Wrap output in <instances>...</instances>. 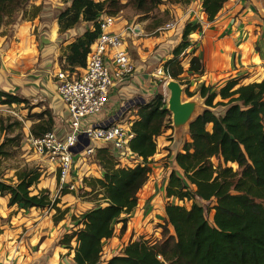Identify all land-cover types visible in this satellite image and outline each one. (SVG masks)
Instances as JSON below:
<instances>
[{"label": "trees", "instance_id": "16d2710c", "mask_svg": "<svg viewBox=\"0 0 264 264\" xmlns=\"http://www.w3.org/2000/svg\"><path fill=\"white\" fill-rule=\"evenodd\" d=\"M33 1L36 0H0V24L15 8ZM138 1L148 5L145 10L149 12L165 0ZM227 1L202 0L201 10L208 22L217 17ZM65 2L69 6L57 20L60 34L81 22L92 25L68 42L59 57L60 69L74 73L85 67L90 46L98 37V17L106 14L115 1ZM198 28L199 24L184 26L181 42L163 65L164 74L181 85V58L191 45L187 37ZM186 62L189 74H202L198 56L191 55ZM198 93L207 107L228 108L223 117L205 111L190 123L187 140L176 156L177 170H170L164 187L165 198L174 199L176 204L163 207L162 222L156 225L159 239L132 240L117 255L103 254L107 241L114 237L115 225L126 222L122 215L136 208L138 193L149 181L156 139L171 130L166 100L155 93L148 102L132 108L135 120L130 126L133 137L128 149L140 159L139 163L117 166L109 146L96 150L102 176L90 184L91 192L97 185L106 205L74 217L75 226L63 235L60 243L73 251L72 264H264V79L247 85L231 79L215 92L212 87L201 85ZM25 103V99L0 89L1 106ZM47 113L36 115L39 122L31 128L33 137L53 130L50 113L45 122L42 119ZM15 178V183L0 179V197H8L7 207L22 211L59 210V199H50L48 190L32 193L40 178L37 171H18ZM208 211L212 212L210 221Z\"/></svg>", "mask_w": 264, "mask_h": 264}, {"label": "crops", "instance_id": "0c3cea01", "mask_svg": "<svg viewBox=\"0 0 264 264\" xmlns=\"http://www.w3.org/2000/svg\"><path fill=\"white\" fill-rule=\"evenodd\" d=\"M201 2L202 0H194L188 4L177 3L173 6H165L164 10L169 13L172 18L170 21L175 25V28L172 29L173 31L162 32L163 28L161 27L145 28L144 23L133 28L127 27L129 30L125 27L126 39H124L126 40V48L135 71L131 77L127 78L121 86L116 87L112 92L111 95H115L118 91V100L112 98L109 102L108 110L103 113L102 117H97L95 120L112 117L114 120L121 118V120L134 122L133 113L135 110L132 108L137 104L148 102L153 97L156 92L155 80L157 75L155 71H158L159 68V71H162L164 63L172 58L173 49L181 42L184 26L187 23L199 24L197 20L199 17L201 29L198 28L188 35L187 39L191 45L185 51V54L188 55L185 59H189L191 55L198 56L203 66V72L202 74H189L186 71L188 69V63L186 62L183 64V75L186 79L198 81V86L212 87L215 91L231 79L239 80L240 85L259 82L264 79V0H228L212 22H208L205 14H203ZM195 6L199 8V13L194 11ZM19 27L20 24L15 29V32ZM117 28L122 27L117 26ZM54 29L56 31V39H58V28L55 27L52 28L50 37L55 36ZM131 29H133V33L130 32ZM85 30L84 26L83 28H73L66 32L64 34L65 39H63L64 46L74 38L81 36ZM27 32L28 30L25 28V33L27 34ZM169 32H172L173 35H170ZM11 50V45L6 40V36L0 35V89L13 95L26 96L23 98L30 97L34 101H36L34 97H36L38 91L44 92L47 97H52V95L56 94L59 99L55 80V86H50L47 82L43 84L44 79L41 80V78L44 77L43 74L45 72H41V77L35 78L36 74L31 73L32 69L28 70L29 67L26 66V71L20 68V72L23 71L21 74L18 73L17 69H15L17 70L16 73L13 69V72L8 71L6 73V69L2 67V60ZM17 50L18 48L13 53L15 56L13 65L22 63L25 68L26 59L18 58L15 54ZM54 63L56 67L53 71H57L60 67L56 62L55 55ZM47 73H49V77L47 76L46 78L50 79V71ZM3 81L6 86L3 85ZM18 82L28 87V89L21 86L17 89L15 85H19ZM60 106L63 105L59 104L56 107L57 111H52L53 118L54 115L64 114L62 109L65 108L61 107L60 109ZM171 132L172 130H167L156 139V153L150 159V164L154 162L160 172L163 169L162 167H164V162L166 160L172 161L173 158V152L169 150L172 143L169 140L171 139L169 137ZM187 137L188 134L185 135V142ZM91 145L95 148V151L107 146L101 143H91ZM82 151L83 149L78 153H82ZM79 158L78 155L75 156L76 162L71 173L73 179L77 174L75 168L79 167L76 164ZM134 159V163L140 162V159L135 157ZM174 169L177 170V166ZM96 174V179H99L102 176V171H98ZM167 176H160L162 178L155 182L152 174L150 175V181L138 193L136 208L128 215H122L126 222L115 225L114 237L107 241L105 251L110 248L109 245L113 243V240L117 241L121 247V250H119L122 251L129 241L135 239V233L140 234V229L145 234L151 232L152 234L159 233L156 225L162 222V210L164 207L162 199H165L164 187L166 186ZM74 183L77 189L83 188L82 190H87L85 183L82 184L75 180ZM159 187L162 189L160 190ZM38 189L39 191L41 190L40 188ZM89 189L91 192L90 186ZM95 189L97 190V188ZM46 190L51 192L50 188ZM50 195L52 196L53 193H50ZM75 196L76 194L73 195L72 192H68L60 199L63 204H68L72 201L77 202L78 198ZM158 196H160V201L157 200ZM7 199L8 197H0V264H72V256L63 257L60 251H68V255L73 251L66 249L65 246L61 245L60 241L64 234L71 231L69 228L75 226L76 220H72L73 215L78 218L90 209L86 208L88 210L85 209L81 212V204L78 201V205L72 206V209H74L72 216L65 214L62 222L54 224L52 221L53 210L31 209L22 211L15 206L7 207ZM104 205L106 204L104 203ZM82 208L81 210H83ZM71 212L72 210L69 213ZM122 225H125L123 232L121 231ZM128 228H130L129 232L127 231ZM109 251L110 249L106 251V254L109 253L110 256L119 254L114 253L115 251L110 254Z\"/></svg>", "mask_w": 264, "mask_h": 264}, {"label": "rangeland", "instance_id": "374dc122", "mask_svg": "<svg viewBox=\"0 0 264 264\" xmlns=\"http://www.w3.org/2000/svg\"><path fill=\"white\" fill-rule=\"evenodd\" d=\"M94 1H102V0H94ZM114 1L115 3L112 4V6H108L106 14L113 15L114 17H116L117 26L122 27L121 29H123L124 27L133 28L134 26H140L144 23L145 28L161 27L164 30L165 25L167 23H171L170 20L172 19L169 13L166 10H164L165 6H171V5L173 6L177 3L188 4L185 3L184 0H165L160 5H157L149 12H146L145 9L148 8V5L140 4L138 0H114ZM192 1L194 0H191L190 2ZM68 6H69V2L66 3L65 0H36L33 2H28L22 7L15 8L16 11L12 13L10 17L4 18L3 22L0 24V35L6 36V40L9 41L12 48V50L9 51L8 54H6L4 59L2 60V67L6 69V73L8 71L13 72V70L16 73L18 70V73L21 74L23 71L20 72V68H23V70L25 69L26 71V66H28L29 67L28 70L32 69V72L31 71L30 72L36 74L35 78L41 77L42 76L41 72L42 73L45 72V74H43L44 77L41 78V80L44 79L43 84H45L44 82H47L48 85L55 86L54 85L55 79L53 77L56 72L53 71V69H55L56 67L55 66L56 64L54 63V55L56 62L60 67L59 57L61 56L63 49L65 47L63 43L64 41L63 39H65V36L64 34H60L58 32L57 35L59 36L58 39H56L55 29H54L55 31L54 37H50V33L53 27L58 28L59 31V25L57 21L58 15ZM115 10L117 12L113 14ZM194 11L198 13L200 12L197 6L194 7ZM19 24L20 27L15 32V29ZM84 26L85 29H87L92 25L81 22L75 28L78 27L83 28ZM25 28L28 30L27 34L25 33ZM163 30L161 31L168 32V30L165 31ZM171 31L173 30L171 29ZM169 33L170 35H173L172 32ZM124 38L126 39V36H124ZM16 48H18L17 52L15 53L16 56H18V58L20 59L22 58H24V60L26 59L27 63H25V68L24 66H22L23 65L22 63L19 64L16 63L15 66L13 65L15 63L14 61L15 56L13 55V53ZM185 55H186L185 57L188 56L187 54ZM185 57L181 58V61L184 64L188 60V58L185 59ZM49 71H50V79L46 78L47 76L49 77V73H47ZM158 71H155L156 72L155 74L157 75L155 80L156 81L155 93L162 94L167 102L169 92L165 88V83L169 80V78L164 74L163 70L159 72ZM29 77L34 78L33 76H29ZM34 82L33 84H35ZM181 83H182L181 87L183 88V95H182L183 101H196L197 103L200 104L201 107L199 111H201V109L203 108L201 102L203 100L201 99L200 101V99L198 98V91L200 88V86H198L199 84L198 81H190L186 79L184 75H182ZM18 84L19 85H15L17 89H19L20 86L22 88L25 87V89H28V87L24 86L23 84L19 82ZM3 85L6 86V83L4 81H3ZM216 91H218V89H216ZM212 92H215V90L212 89ZM188 93H190L192 96H188ZM17 95L18 94H16V96ZM117 95H118V91L116 92L115 95H110L109 100H111L112 98H114V100L115 99L118 100ZM19 97L23 98L26 96L19 95ZM34 98L36 99V101L31 100L30 97L23 98L27 101V103L23 105H12V106L0 105V152H1L0 179L6 181L7 183H15L16 172L18 171L20 172L22 170H27V169L37 171L40 174V178L36 187L33 188L35 191L33 190L32 193L38 194L39 191L38 188H40L41 190L50 188L51 189V192H49L50 199H54V198L60 199L62 196H64L62 192L66 189L63 190L59 189V185L57 181L56 165L53 162L49 161L47 158L36 155L33 149L28 144L27 140L29 135H32L30 132L32 126L39 122L38 120H36V115L42 113L43 111H46L50 113V115L53 118L52 111L53 112L57 111L56 107H58L59 104L61 105L62 103L56 97V94L52 95V97L50 96L47 97V95L41 91H38V94ZM61 107L64 108L63 106H60L59 108L61 109ZM213 109H215L216 114H219L222 113V111H224L225 108L218 106ZM62 111H64V114L60 113L58 116L54 115L53 118L54 126L52 131H56L59 134L63 133L68 125L67 113L65 109H62ZM48 113L47 115L45 114L44 117L42 118L44 122L48 119L49 116ZM102 115L103 114L99 115L98 117H102ZM170 119H171V114H169V121L171 122ZM103 123H106V121H103ZM180 131L183 132V130ZM171 133L169 137H171ZM77 162L78 163L76 164H78L77 166H79L75 168L77 174L74 177V179H73V175L71 176L72 178L71 181L75 180L81 182L82 184L85 183L87 186V190H82L83 188L79 190L76 187V190L72 191L73 195L76 194L75 197L78 198L77 202L72 201L71 203L63 204L61 202V199L59 200V203L57 205L59 210L58 211L53 210L54 214L52 216V221L54 224H55L54 220L56 218H60V220L58 221L59 223L62 222L65 214L72 216L74 211V209H72V206H74L75 204L78 205V201H80L81 208L83 207L82 208L83 210H81L80 208L81 212H83L86 208L92 209L96 206H104L105 201L103 199L102 190H98L97 185H94L97 188L96 191L94 190L90 192L89 189V186L91 187L90 184H94V181L96 180V176H95L97 175L96 172L98 171L101 172V167L96 159V155L85 158L80 157ZM213 163L216 165L217 161L214 159ZM132 165L134 166V163ZM163 165L164 167H162L163 169L160 172V169L158 170L157 166L154 165V162L150 164L152 170L151 174L155 179V182H158V180L161 179L163 175L164 177H166L171 170V161L166 160V162H164ZM160 176L162 177L160 178ZM159 189L161 190L162 188L159 187ZM36 191L37 193H35ZM66 191L67 193L70 192L68 190ZM50 193H53V195L51 196ZM159 197L160 196L157 197L158 201H160ZM162 203L165 206L167 203L176 204V201L174 199L168 200L166 198L165 199L163 198ZM183 204L186 206L188 205L187 203H183ZM205 207L208 208L207 210L210 209L207 206ZM70 210H72L71 213H69ZM211 217H212V212L208 211L207 219L210 221ZM72 220H74V215L72 217ZM121 229H122L121 231L123 232L125 229V225H122ZM129 229L130 228H128L127 230L128 232ZM69 230H72V228L70 227ZM139 232L140 234L135 233L136 237L134 240L141 239L144 241L148 240L154 242L159 239L158 233L152 234L151 232L145 234L141 229ZM74 246L75 244L73 242L71 244V248L73 249ZM109 246H110L109 248L110 254L113 251H115L114 253H120L119 251L121 250V247L120 245H118L116 240H113V243H110ZM109 249H106V251ZM106 251L104 255L106 254ZM60 252H61V256L63 257L72 256L71 252L70 255H68L67 253L68 251L62 252L61 250ZM106 255H109V253ZM55 256L57 255L55 254Z\"/></svg>", "mask_w": 264, "mask_h": 264}, {"label": "built area", "instance_id": "2783aa9c", "mask_svg": "<svg viewBox=\"0 0 264 264\" xmlns=\"http://www.w3.org/2000/svg\"><path fill=\"white\" fill-rule=\"evenodd\" d=\"M197 20L201 24L200 17ZM116 21L114 16L101 14L97 19L98 37L90 46L85 67L74 73L58 69L54 74L57 94L67 113L66 130L60 134L46 132L39 137L29 135L27 140L36 155L56 165L60 190H76L74 181H71L75 156H94L96 151L91 143L109 146L117 166H133L134 163L128 149L133 137L130 131L132 122L112 117L95 120L108 110L109 96L114 89L135 71L124 39L126 29L117 28ZM174 28L171 22L164 30ZM130 32L133 33V29ZM78 146H82L83 151L74 154L73 150Z\"/></svg>", "mask_w": 264, "mask_h": 264}, {"label": "water", "instance_id": "95a60500", "mask_svg": "<svg viewBox=\"0 0 264 264\" xmlns=\"http://www.w3.org/2000/svg\"><path fill=\"white\" fill-rule=\"evenodd\" d=\"M165 88L169 92V96L166 102V109L169 114H171L170 128L172 130V143L170 145L169 150L173 152L171 170H174V167L176 166V156L184 146L185 135L188 134L190 123L193 122L199 116H201L205 111H209L216 117H223L228 107H224L225 109L224 111H222V113L216 114L215 109L207 107L204 104V100L202 99L203 101L201 103L204 109L202 108L201 111H199L201 106L196 101H183V88L181 87V84L179 82L169 79L165 83ZM198 98L201 101L199 93ZM180 130H183V132H181ZM87 145L88 141L86 140L85 146ZM82 149V146H78L77 149L73 150V153L76 154Z\"/></svg>", "mask_w": 264, "mask_h": 264}]
</instances>
